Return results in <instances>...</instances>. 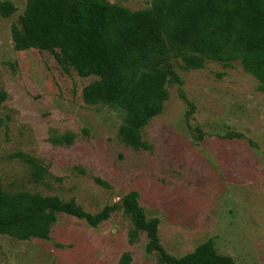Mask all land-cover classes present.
Here are the masks:
<instances>
[{"label":"rangeland","instance_id":"obj_1","mask_svg":"<svg viewBox=\"0 0 264 264\" xmlns=\"http://www.w3.org/2000/svg\"><path fill=\"white\" fill-rule=\"evenodd\" d=\"M10 1L14 12L0 15L2 189L74 198L91 213L118 207L95 226L57 212L47 237L0 232V264H120L123 253L127 264H158L145 230L128 239L134 223L122 197L131 190L145 218H158L159 241L171 255L210 238L235 264H264V92L256 77L238 60L185 68L168 45L153 59L179 80L169 78L160 113L140 130L149 146L134 148L119 134L120 111L84 102L82 88L96 75H79L48 50L14 47L10 27L26 0ZM107 1L138 10L152 0ZM64 132H73L71 143L50 141ZM21 154L37 160L39 180Z\"/></svg>","mask_w":264,"mask_h":264},{"label":"trees","instance_id":"obj_2","mask_svg":"<svg viewBox=\"0 0 264 264\" xmlns=\"http://www.w3.org/2000/svg\"><path fill=\"white\" fill-rule=\"evenodd\" d=\"M15 8L12 1L0 0L1 16L9 17ZM10 33L16 49L48 50L79 75H96L82 88L84 102L120 111L119 134L134 148L149 146L140 130L160 113L168 98L169 78L178 79L173 70L153 59L166 52L168 45L179 51L185 68L201 67L206 60L225 65L238 60L264 92V0H152L149 7L138 10L107 0H26ZM6 96L0 88V102ZM73 138V132H64L52 135L50 141L69 144ZM21 155L39 180L42 169L37 160ZM95 180L108 186L99 177ZM137 197L135 190L122 197V210L134 223L128 239L135 240L138 230H145L146 250L157 252L158 264H235L231 256L216 251L210 238L182 256L168 253L159 241L158 218H145ZM117 207L118 203L107 204L91 213L74 198L8 193L0 185V232L20 239L47 237L57 212L84 218L95 226ZM129 258L123 253L120 264H127Z\"/></svg>","mask_w":264,"mask_h":264}]
</instances>
